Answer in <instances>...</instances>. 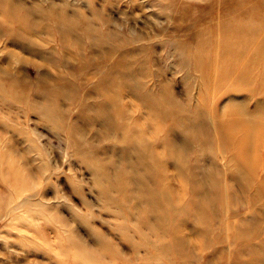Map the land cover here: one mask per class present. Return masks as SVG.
Here are the masks:
<instances>
[{
	"label": "rangeland",
	"instance_id": "1",
	"mask_svg": "<svg viewBox=\"0 0 264 264\" xmlns=\"http://www.w3.org/2000/svg\"><path fill=\"white\" fill-rule=\"evenodd\" d=\"M124 1L103 14L121 32L129 29L140 40L134 47L120 43L110 50L91 46L82 29L61 25L50 9L58 5L68 16L81 11L90 17L92 9L101 11L102 0H0V153L4 156L0 167H14L15 174L0 179V212H8L7 217H0V264H264V242L258 240L257 233L242 242L237 254L234 251L233 232L225 222L248 217L251 220L242 221V229L253 231L263 220L239 201L237 194L244 191L230 172L227 150L215 139L221 112L228 111L231 102L247 103L252 110L258 104V109H264V81L258 75V84H249L242 91H227L224 89L237 87L218 83L219 92H213V84L201 81L199 72L174 46L177 40H190L195 29L176 28L175 20L185 8L190 16L203 12L209 19L208 26L199 24L195 33L203 30L211 37L220 32L212 19L221 15V0H142L144 14L126 9ZM223 1L229 11L234 10L235 0ZM242 2L245 14L264 22V1ZM8 9L19 10L9 18ZM235 13L229 12L230 17ZM263 22L258 23L260 34ZM146 41L149 46L144 51L139 47ZM195 45H189V54L195 52ZM213 47L214 42L209 41L208 48ZM158 75L168 81L182 107L180 112L172 114L170 105L160 100L155 82ZM47 92L54 94L48 104L59 128L34 111ZM105 111L111 122L103 126ZM187 117H194L207 129L210 154L202 153L204 142L182 130L180 125ZM79 138L87 145H77ZM140 142L147 149L145 160L139 157V161L140 152L135 149ZM176 143L185 147L182 159L174 153ZM261 156L264 158V151ZM118 163L120 167H113ZM99 164L115 173L118 169L120 174L153 166L152 189L160 195L165 191L173 200L181 196V209L160 200L163 222L156 233H163V243L150 240L149 246H141L132 224L139 220L145 230L146 219L136 214V202L125 201L120 189L98 188V174L99 179H106L105 173L98 172ZM207 164L214 166L222 196L215 218L206 212L203 222L196 217L197 208H208L197 197L200 191L194 189L193 182ZM258 172L264 175V162L258 164ZM24 185L32 192L22 191ZM254 192L255 187L249 194ZM30 193L31 203L14 209L15 203ZM9 198L12 202L6 204ZM258 208L262 209V202L254 205ZM62 218L81 239L104 254L103 259L94 254L93 261L84 259L86 251ZM93 231L113 243L117 255L101 251ZM250 247L258 254L253 251L251 256Z\"/></svg>",
	"mask_w": 264,
	"mask_h": 264
},
{
	"label": "bare ground",
	"instance_id": "2",
	"mask_svg": "<svg viewBox=\"0 0 264 264\" xmlns=\"http://www.w3.org/2000/svg\"><path fill=\"white\" fill-rule=\"evenodd\" d=\"M235 1V4H233L235 6L233 7L234 10H231L233 13L236 12L233 16V19L231 18L232 15L230 17L229 12H232L228 10L229 8L227 7V2L221 0L222 3L220 4L219 8V13H221V15L219 14V16L217 15L215 19L214 17L212 19L213 24L215 23L214 25H216L218 29H221L220 32L216 31V33H214V35L211 37L210 35H206L203 30H198V33H195L199 27V24L208 26L209 19L206 16V13L202 12L201 14H197L193 17L188 14L185 8L180 11V17L175 20L177 23L176 28L178 30H186V26L195 28L194 31L191 29L192 31L188 38L190 40H177L174 42V46L176 51L181 55V57L184 58V61L190 63L195 72L196 70L199 72L197 74H199L198 76L201 81L213 84V92H215V90L219 92L220 85L218 83H225L230 87H237L224 90L242 91L244 90V87L249 84H258V75L259 80L264 81V32L263 34H260L259 31H261V28H258V23L260 24L263 22V20L256 16H252V14H245L247 10L243 11L242 0ZM260 1L263 2L264 0ZM102 2L103 6L101 7V11L92 9V14L90 17L84 15V13L81 11L74 12V15L68 16L58 5H51L50 9L53 13H55L56 21L61 25L71 29H82L83 32L89 36V39L91 40V46L105 48L108 47L111 50L114 47H118V45L122 43L124 44V47H134L137 44L135 41L140 40V36L134 35V33L129 29L121 32L116 24H114L108 16L103 14V11H107L106 9L109 7L120 6L119 3H121V0H102ZM124 2L127 4L126 9L128 8V10H131L132 12L137 10L143 14L145 13L144 6H142V0H125ZM209 8L210 5L208 6V9ZM18 10L8 9V13L6 15L9 18H13L15 14H17ZM226 11L229 12L227 13ZM227 14H229L228 16L232 20L226 16ZM124 17H126L125 12ZM205 17L206 19H204ZM124 32L127 33V35H124ZM198 41H201V43L199 44ZM209 41H211V43L212 41L214 42L213 49L208 48ZM195 42L196 50L193 52V54H189L190 50H188V47L191 43L193 44ZM148 44L149 41H146L141 44L139 48L145 51L149 46ZM158 78L159 80L156 79L155 82L159 88L158 96L160 100L162 102H167L170 105V108L174 110L172 111V114L180 112L182 107L177 104V98L172 93L168 81L159 75ZM247 90L252 91V88H247ZM52 95L54 96L53 92H47L45 97H43L44 99L40 102H37L34 111L39 113L43 119H47L49 125H55V127L57 126L59 128L58 125L53 123L54 110L48 104V100L52 97ZM247 109H249L247 103L231 102L228 111L225 109L221 112L217 128L219 136L217 138L214 136L215 139L221 143V147L227 150L229 155L227 162L231 165L229 166L230 172L233 174L235 181L240 183V186L244 191L243 194H237L235 192L238 195L237 197L239 198V201L242 205L246 206L247 210L255 217H260L263 220L261 225H258V223L255 224L253 231L249 229H242V221H245L246 219L251 220L248 217L233 221L231 224H229L228 221L225 222V227H227V230L233 232L231 239L237 246V248L234 250L236 254L241 250L242 242L253 235L257 237L258 234V240L261 239V241L264 242V175H259L258 172V164L260 162H264V158L261 156V153L264 151V109H258V104L254 110L249 109L248 111ZM107 115H109V113L108 111H105L104 122L102 123L103 126L111 122L109 121V117L107 118ZM185 119L186 120L180 125L182 130L187 135H190L194 140L200 141L202 143L204 142V147L209 144L211 137L207 132V129H204L200 123L198 124L194 117H187ZM99 133L100 131L97 130L95 133L96 138L98 137ZM124 138L127 139L128 137L124 136ZM77 145L86 146L87 142H84L81 138H79ZM35 146L36 145L32 143V147ZM184 148L185 147H183L182 144L176 143L174 146V153L178 159H182L181 155L184 151ZM146 149L147 146L142 142L138 144V149H135V152L137 150L140 152L138 155L139 161V157L145 160L144 150ZM206 149L202 151V153L207 152L210 154V150L207 146ZM3 153H5V151ZM3 157L4 156L0 153V162H2ZM113 165V167H120L121 163ZM2 168L3 167H0V179H9L10 176L15 177V174L13 173L14 167L12 168L11 166L7 165L6 168ZM98 172H100V175L105 173L106 177V179H99L98 174L97 179H95V183L101 191L104 190V186L106 190H109L113 187L120 189L123 192L125 201L130 203L133 201L136 202L134 203L136 214L138 213L143 215V218L146 219L144 222H146L148 226L145 228V230L140 228L139 220L132 224L135 232H137L141 238L139 241L141 246H149L148 242H150V240H153L154 243H163V233L161 231L156 233L159 231V225H161L163 222L161 219L163 209L160 200L164 198L163 200H165L167 204L171 203L172 207L181 209V196L179 195L177 200H173L171 199V195L168 196L165 194V191H163V195L162 193L160 195L155 192L152 189L154 185V167L150 165L147 166L146 170L143 168L141 170H132L130 168L129 171L127 169L126 173L121 172V174L117 169V174L113 171V168L111 171H109L106 165L99 164ZM230 185L231 184H228L227 186L230 187ZM193 186L195 190L198 189L200 191V194H198L197 197L208 208H197L196 217L200 221L204 222L206 212H208L213 218H215V212L217 211L216 205L219 200L221 201L222 187L220 180L214 173V166L207 164V167L200 170L198 175H196ZM253 187H255V192L253 194H249L250 189ZM21 189H23L22 191H31V188H29L28 185H24ZM102 193L106 194L105 192ZM32 196L33 194L30 193L28 196L22 198L18 203H15L16 205H14V209L27 206L29 203H31L30 199H32ZM11 202L12 200L10 198L6 200V204H11ZM260 202H262V209H254V205ZM11 211L12 210H10V212ZM7 216L8 212H5L4 214L0 212V217ZM88 216H90V213H88L86 217L88 218ZM57 217L60 218V214L57 215ZM62 221L67 224V227L72 233L73 237L76 238L81 247L86 251V254L83 253L85 256L84 259H87L89 262L91 259L93 261L94 255L97 257V259H103L105 255L100 253L97 248H94L93 246L91 247L83 239H81L75 230L72 229L71 223L66 222L63 218ZM93 234L99 239L98 243L102 249L101 251L108 252L113 256L115 254L117 255L116 247L113 246V243L105 240L95 231H93ZM251 248L253 249V247H250L249 250H251ZM162 249H164V244H162ZM253 251L254 255L258 254V251L253 249L251 252H249L251 256ZM80 253L82 254V251ZM89 253H91V255ZM68 254H70L69 251Z\"/></svg>",
	"mask_w": 264,
	"mask_h": 264
}]
</instances>
